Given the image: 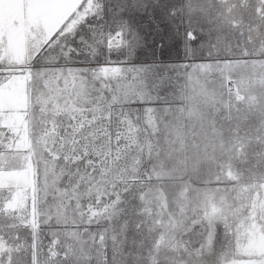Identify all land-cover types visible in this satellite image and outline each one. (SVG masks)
I'll list each match as a JSON object with an SVG mask.
<instances>
[{
  "label": "snow or ice",
  "instance_id": "6c2138e0",
  "mask_svg": "<svg viewBox=\"0 0 264 264\" xmlns=\"http://www.w3.org/2000/svg\"><path fill=\"white\" fill-rule=\"evenodd\" d=\"M13 2L18 12L0 23V98H14L20 106L0 108V175H23L28 182L0 188V238L8 239L7 229L16 242L15 255L0 254V264H41L35 256L40 226L50 225L53 211L61 209L64 221L72 209L74 235L92 246L75 264H128L123 246L130 228L137 234L143 231L140 244H148L150 254L155 248L154 264H264V250L253 247L264 241V144L251 170L256 174L250 173L246 181L239 182L229 171L230 188H195L192 176L203 167L199 145L192 155L193 146L178 127L173 131L168 119L169 114L183 119L191 101L174 107V100L160 95L171 84L172 73L183 69L185 77L217 74L222 91L232 98L233 66L242 61L231 58V46L217 48L209 34L193 48L197 36L192 29L164 35V24L156 16L161 0ZM260 5L264 11V0ZM178 14L175 6L166 9L169 18ZM246 39L251 42L252 36ZM177 47L184 52L182 60L161 59ZM146 50L151 51L150 62L137 63ZM258 51L264 56V40ZM241 55H250L247 47ZM160 99L166 107L156 106ZM235 100L239 107L238 87ZM10 118L19 121L15 129L4 124ZM141 123L151 129L143 143L131 135L134 129L140 132ZM25 141L29 147H18ZM109 163L120 175L112 181L105 204L112 211L99 212L91 188L98 174L112 171ZM223 174L217 165V185ZM85 178L87 204L80 193ZM153 190L158 208L160 198L164 200L155 215L151 203H143L146 191ZM247 191L251 197L242 200L240 193ZM18 193L24 194L25 208L30 201L26 217L8 214L6 205ZM169 199L174 210L168 207ZM77 217L79 223L102 226L97 231L85 228V237L78 231ZM130 217L136 218L135 224ZM19 229L27 233L23 239ZM165 237L169 247L161 248ZM58 242L54 236L50 249ZM57 257L60 264L70 259L67 252L43 259L56 264ZM143 259L148 264L147 257Z\"/></svg>",
  "mask_w": 264,
  "mask_h": 264
},
{
  "label": "rangeland",
  "instance_id": "374dc122",
  "mask_svg": "<svg viewBox=\"0 0 264 264\" xmlns=\"http://www.w3.org/2000/svg\"><path fill=\"white\" fill-rule=\"evenodd\" d=\"M170 6H175L179 14L174 18H169L166 15V9ZM18 12L13 0H0V23L8 19L13 12ZM156 16L164 24V35H174L175 30L179 29L181 33L187 29H192L197 40L192 43L193 48H197L202 41L211 39L215 42L217 48L224 50L231 46L233 57L236 60L242 61L240 64L234 65L232 77L235 81L233 89L234 96L228 97L224 93L219 84L217 74L208 76L194 73L190 77L184 76V70L180 73H172L171 84L160 93L163 98L165 95L170 101H175L174 107H178L180 102L191 101L188 111L183 114V119L179 118V114L173 117L169 114L168 119L172 124L173 131L178 127L180 134L183 135L188 143L193 147L190 149L192 155L197 154L196 145H199L198 159L203 161V167L198 173L193 174L192 181L195 188L203 189L205 187L215 189L230 188L231 184L226 179V174L230 171L239 182L246 181L249 174L255 175L251 170L257 167V153L261 150V145L264 144V65L260 62L264 61V56L259 54L258 49L261 46V41L264 40V11L261 10L260 0H161L157 7ZM251 27V32L249 28ZM203 30V33L201 32ZM244 35L241 36L240 33ZM251 35L252 41L248 42L247 37ZM157 39L161 35L157 34ZM239 42V47L237 43ZM151 43V38L149 39ZM247 47L249 56H242L241 51ZM184 58V52L181 48H172L161 59L165 61H179ZM145 60L150 62L151 51L146 50L141 53L136 62L140 63ZM247 61V63H243ZM191 62V61H189ZM171 71V70H169ZM236 87L239 88L241 102L237 107L235 100ZM231 99V107L229 108V100ZM19 102L11 97L0 98V108H17ZM157 107H166L163 99L156 101ZM4 124L9 129H15L19 126V121L15 118L6 119ZM140 132L135 129L131 135L133 138L139 136L141 143L145 137L150 134L151 129L145 130L143 123L140 124ZM258 139L261 143H258ZM21 148L29 147L25 141L18 145ZM115 156V153H113ZM124 161H121L120 166H124ZM129 164L131 161L128 162ZM217 165L220 166L221 183L217 185L213 179L217 171ZM111 172L104 175H97V183L92 185L91 196L93 198V206L99 212H111V208L105 209V204L109 203V193L112 191V181H117L120 175L116 171V165L109 163ZM211 169V171H210ZM104 171L103 169L101 170ZM76 179L75 177L73 178ZM206 180H212L209 185H205ZM26 176H9L7 173L0 175V188H7L9 183H27ZM129 182L131 178L129 177ZM67 183V180H65ZM88 180L82 182L80 193L83 195L84 203L87 204L89 193L86 190ZM172 186H169L171 192ZM71 191V189H70ZM242 200H249L251 191L241 192ZM157 193L146 191L145 206L151 203L153 207V215L160 211L163 207L164 200L160 198V208L156 206ZM194 198V197H193ZM223 198V196L221 197ZM168 207L174 210V201L168 200ZM25 197L23 193L13 194L7 208L10 209L9 215L28 216L31 208L30 201L28 207L25 208ZM67 204V201H65ZM75 200H73V206ZM131 211V209H129ZM165 212L168 209H164ZM71 212L69 209V220L64 221V210L59 213L53 211V217L50 225L41 224L40 228V243L37 245L35 256H39L41 264H47L43 258L51 254L56 257V253H65L70 259L64 264H75L80 260L82 255H86L91 249V244L84 245L73 233V225L71 223ZM132 223L135 224L136 218L130 217ZM79 223V217H77ZM106 221H102V224ZM102 225L92 223L86 225L79 223V229L85 237L87 233L83 230L90 228L91 231H97ZM222 230V228H221ZM16 231V230H12ZM21 238L27 233L23 229H19ZM5 236L8 239L0 238V254L11 252L15 255V249L12 244L15 240L12 239L11 232L5 230ZM58 237L59 242L54 243L49 247L53 237ZM123 239V237H122ZM144 239L143 231L137 234L135 228H130L127 233V239L124 240L123 251L128 258V264H145L143 257H147L148 264H154L155 248L152 253L148 252V244L141 246L140 241ZM27 246V245H24ZM259 247L264 250V241L258 242ZM168 238L165 237L161 241V248H168ZM131 253V255H129ZM29 255H32L31 249ZM95 255V252H93ZM111 255V249H109ZM56 264H60V259L56 258ZM95 264V262H93Z\"/></svg>",
  "mask_w": 264,
  "mask_h": 264
}]
</instances>
